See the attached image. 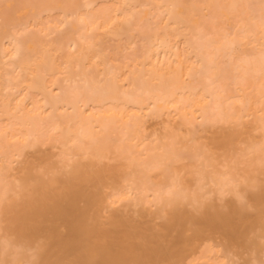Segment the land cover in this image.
I'll list each match as a JSON object with an SVG mask.
<instances>
[{"label": "bare ground", "instance_id": "obj_1", "mask_svg": "<svg viewBox=\"0 0 264 264\" xmlns=\"http://www.w3.org/2000/svg\"><path fill=\"white\" fill-rule=\"evenodd\" d=\"M0 264H264V0H0Z\"/></svg>", "mask_w": 264, "mask_h": 264}]
</instances>
